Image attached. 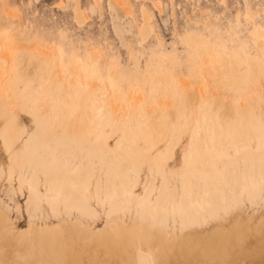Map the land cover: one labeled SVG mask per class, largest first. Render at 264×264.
I'll return each instance as SVG.
<instances>
[{"label":"bare ground","instance_id":"1","mask_svg":"<svg viewBox=\"0 0 264 264\" xmlns=\"http://www.w3.org/2000/svg\"><path fill=\"white\" fill-rule=\"evenodd\" d=\"M73 1L82 21L84 10ZM247 2L244 14L253 19ZM122 3L109 0V7L118 15ZM140 11L141 43L153 16L144 4ZM240 15L231 25H240ZM249 33L260 53L244 42L231 50L194 30L178 35L196 63L192 73L207 88L234 91L228 102L216 92L202 95L193 111L195 97L187 99L184 80L170 71L173 52L151 47L149 66L135 61L150 88L147 104L129 84L107 85L127 77L111 63L101 78L98 48L85 49L83 65L70 59L60 71L56 53L6 41L0 30V82L20 113L1 100L4 171L28 216V226L16 228L10 204L0 199V264H264V94L257 84L264 27L252 23ZM5 46L26 54L27 63H13ZM186 133L180 164L170 167Z\"/></svg>","mask_w":264,"mask_h":264},{"label":"rangeland","instance_id":"2","mask_svg":"<svg viewBox=\"0 0 264 264\" xmlns=\"http://www.w3.org/2000/svg\"><path fill=\"white\" fill-rule=\"evenodd\" d=\"M122 1L124 4L128 3L131 10L127 12L123 3L117 4V15L109 7V0H78V5L84 10L85 16L82 21H77L73 11L75 7L73 0H0V30L6 41L14 39L19 45L30 48L37 46L38 49L43 48L42 51L45 49L52 54L56 53L58 55L56 59L58 63H56L59 65L57 69L60 71L65 69L70 59L83 65L85 49L98 48L103 54V59L96 64L94 70L99 71L101 78L104 77L106 65L109 68L111 63L117 64L120 72L127 77L125 80L117 78L115 81L109 78L107 85L125 90L129 84L139 98H145L147 104L152 102L148 95L150 88L136 70L135 64L138 62L141 68L149 66L152 57L151 47L157 53L173 52L176 61L172 62L170 71L184 80L187 99L195 97L194 101L193 99L192 102L189 101L193 111L197 110V104L202 101L201 98L203 99L211 92L221 94L228 102L232 99L234 91L222 87L213 88L211 84L208 87L209 90H206L208 89L204 84L206 79L192 73L196 63L189 60L190 49L181 42L178 35L186 30H194L208 36L218 45L226 44L231 50H235L237 44L244 42L252 54L260 53L259 48L254 45L249 29L252 23L264 27V0H248V7L254 15L253 19L246 18L244 14L245 0H226L225 3H222V0ZM91 4L95 5L94 11L90 9ZM143 4L152 12L153 29L147 40L140 43L141 38L137 33V27L142 20L140 10ZM237 12L241 14L240 25H231L236 20ZM159 38L163 40L162 45L156 43ZM5 50L13 63L19 59L27 63L26 54H20L14 46H7ZM130 50L133 52L132 56L129 53ZM244 64L240 62V72L244 71ZM76 82L80 84L79 79ZM257 84L264 94L263 73L260 74ZM254 85L255 83L250 84L248 90ZM161 99L170 100L169 97L159 96V100ZM1 100L9 111L20 114L3 81L0 82V108ZM168 111L170 119H175V107H168ZM4 121L5 117L0 113V127ZM19 121L26 127H31L29 119L19 117ZM105 130L108 131L109 127ZM115 134L116 136L113 134V137L109 134L107 144L115 143L118 133ZM187 139L188 133L184 135L174 157L169 161L170 167L179 166L180 155ZM7 161V155L0 143V168L3 170L0 175V199L10 204V215L15 219L16 228L25 229L28 226V216L24 208V196L9 188L4 171ZM15 202L19 203V209L15 207ZM102 224L103 221L100 219L97 226Z\"/></svg>","mask_w":264,"mask_h":264}]
</instances>
